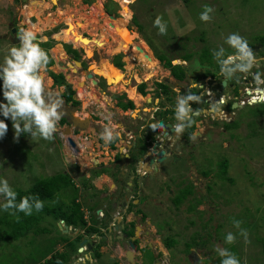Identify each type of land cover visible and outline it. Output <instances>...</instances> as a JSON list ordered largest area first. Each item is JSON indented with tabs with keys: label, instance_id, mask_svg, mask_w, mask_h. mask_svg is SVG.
Returning <instances> with one entry per match:
<instances>
[{
	"label": "rangeland",
	"instance_id": "1",
	"mask_svg": "<svg viewBox=\"0 0 264 264\" xmlns=\"http://www.w3.org/2000/svg\"><path fill=\"white\" fill-rule=\"evenodd\" d=\"M128 1L57 0L52 3L50 0H0V65L3 64L9 49L19 46L17 32L20 28L35 31L41 48H43L41 43H44L49 57L53 59L52 64L41 72L45 87L47 90L61 93L60 89L63 90V87L54 85L48 72L63 71L67 75L66 79L75 88V98L78 97L80 100L74 114L80 126H83L81 122L90 116L96 118L98 116L96 112H105L99 108L100 102L94 101L98 100V97H101V104L103 102L105 104L110 96L113 102L114 95L122 93L126 99L134 102V107L127 112L135 111V114L143 108L151 109L155 105L153 102H146L148 97L160 99L169 96L172 100L167 103L173 106L172 103L177 101L178 96L183 95L187 86H199L207 81L208 78L202 76L205 69L211 67L208 61L212 58L214 50L223 46L226 54H234L235 50L225 42L231 33H239L245 37L253 49L257 46V63L251 72L235 74L234 78L237 80L235 87L237 86L240 94L233 98L230 96L226 105H230L234 100L242 103L243 97L252 96L257 87L255 82L257 74L264 79V0H131L128 4L130 17L121 10V6ZM204 5L214 8L210 22H203L200 19ZM67 10L74 11L75 17L82 16L83 20L85 18L89 22L82 30V35L89 38L88 42L105 32L111 45L108 43L103 48L97 42L91 51L87 49L91 54L88 55L82 45L80 46L83 42L77 34L76 48L64 40H50L51 35L60 32L61 23L67 19L73 22ZM109 16H113L112 22H109ZM157 16L162 17L167 24L165 35H161L154 26ZM120 17L128 19L126 26L120 23ZM9 25L14 28L15 31L12 33L16 39L11 40ZM63 43L71 45L78 51L81 66L76 65L71 57L65 54ZM133 43H140L144 51L147 50L149 55H152L156 62L154 67L145 65L146 62L132 56L136 51L131 52ZM204 48L207 51L202 53ZM119 52H123L122 72L112 67V59ZM160 55L165 59L170 58L172 64L183 65L186 77L183 80L176 79L164 67L163 62L157 59ZM184 56L188 58L186 61L182 60ZM58 60L63 62L64 70L62 66H58ZM211 62L216 65L215 59ZM89 70H92L91 73H94L95 77L101 75L97 84L87 76ZM197 77L201 79L197 80ZM248 77L253 80L244 81V78ZM221 78L222 76H219L216 79L218 81ZM112 79L113 83H119L121 88H112L113 83L110 82ZM213 80L207 81L209 88L206 94L218 92L220 99H223L225 92H231L228 86L220 88L219 83L211 84ZM2 83L0 80V87ZM141 83L145 84L144 94L139 91ZM92 87L95 88V93L91 91ZM162 87L167 92L164 93ZM127 90L134 98L128 95ZM247 90L250 91L248 94ZM88 92H92L91 95L95 97H87ZM90 100L94 103H90ZM0 102H6L3 89L0 91ZM158 103L160 105V102ZM255 106L241 105L230 111L233 114L230 119L220 117L221 121L230 124L229 127L224 126L226 130L219 131L212 140L195 143V149L188 154L191 155V160L188 158L181 163L182 155H179L170 166H164L165 171L169 173V179L160 183L156 181L154 175L147 182L148 185L142 184L143 189L149 187L150 194L153 193L155 197H152L149 204L143 208L145 216L140 217V223L148 229L152 228L151 225L155 226V231L149 238L158 240L163 249H166L163 246L165 237H172L175 241V245L166 249L165 255L159 257L168 260L164 262L165 264H221L222 258L215 251L217 247L229 249L241 264H264L261 242L264 238V114H256ZM113 118L115 121L119 120L115 115ZM203 118L208 120L207 117ZM0 119L4 117L0 115ZM5 122L8 124V132L0 139V180L7 179L13 189H27L36 179L47 177L44 174L47 167L56 169L58 165L69 166L67 155L63 152L59 140L65 123L58 124L52 140L39 137L33 139L28 134H21L17 142L14 140L12 121L8 119ZM95 129L98 133L103 130L99 126H95ZM87 130L88 128L84 126L80 131L74 132L81 134ZM55 137H58V141ZM158 137H161L160 134ZM190 161L196 165L199 175L203 177L198 179L196 185L189 177ZM139 180L143 183L142 179ZM75 197L72 182L67 181L66 188L43 203L47 207L70 208L69 204L74 202ZM3 203V197H0V204ZM38 214L36 213V220L30 222V230L22 237L0 241V264H34L47 254L50 256L53 253L56 242L61 241L55 236L58 233L56 221L59 220L45 212ZM15 217L18 215H11L0 208V218L5 219L6 223L10 222L12 227L15 224ZM147 217L151 221L148 227L145 223ZM233 220L242 222L240 228L247 230L248 242L240 234V229L233 225ZM5 222L0 224V232L9 230L10 226ZM229 232L236 236L233 244L225 242ZM63 236L68 238L67 235ZM194 240L198 246L193 244L186 248ZM150 242L154 245L153 241ZM192 250L196 251L197 256ZM151 251L150 248L140 251L143 260H147L148 264L153 262ZM187 253H192L196 259L187 257ZM67 254L69 258L70 252ZM113 260L106 258L101 264H110Z\"/></svg>",
	"mask_w": 264,
	"mask_h": 264
},
{
	"label": "crops",
	"instance_id": "2",
	"mask_svg": "<svg viewBox=\"0 0 264 264\" xmlns=\"http://www.w3.org/2000/svg\"><path fill=\"white\" fill-rule=\"evenodd\" d=\"M69 56L72 57L70 54ZM94 78L97 81L100 80L99 77ZM61 91L62 89H60V92ZM91 91L95 93V88L92 87ZM102 92L105 93V91ZM96 95L98 96V94ZM167 97V99H169V96ZM100 98L101 97H98V100H93L95 102H100L99 105L101 106H99V108L105 112H96L98 115L96 118L89 117V127L87 126L88 130L84 132L88 133V135H85L83 132L81 134L77 133L76 135L69 134L65 126L62 127L61 131L65 133V136L62 137V135H60L59 140L62 144L63 152L67 155V163H69V166L65 165L62 167L58 165L56 169H50L47 167L45 173L43 172L45 176L59 174L60 172L67 174L76 194L74 201L80 204V210L83 212L87 223L91 226L97 227L98 230V232L85 237H88V241L92 242L90 248L87 247L86 244H81L84 236L77 244L75 243L76 250L69 251L70 258L67 264H101L106 258H113V261H117L119 264H148L147 260L142 262L140 254V251L145 248H150L152 250V264H156L155 260L159 258L160 255L164 256L166 249L162 248V244L158 240H152L151 237L149 238V236L155 231V226L151 225L150 227L152 228L148 229L144 228L140 223V217L145 216L143 208L149 204L152 197H155L153 193L150 194L149 187L143 189L142 184H147L154 175L156 181H160V183L169 179L170 176L169 173L165 171V168L160 169L163 172L162 174L151 172L153 169L150 165V160L147 159L149 154V151L147 150L146 152L144 151L145 157L143 164L141 163L143 170H139L140 175L146 173L144 176L139 177V179L143 180V183L139 180L132 181L130 179L132 175L129 171L128 155L132 142L136 141L137 143L139 135L150 138L152 134L158 135L165 130L164 128H159L153 131L149 127L150 124L152 125L163 122L165 125L166 122H171L175 126L179 123L175 118V109H173V114L169 113V109L166 108H171V106L166 102V104H161L165 106H163V109L155 111V106H159L158 102L163 103V98L152 99L151 97H148L146 102H153L155 105L151 107V109L143 108L133 115L132 111L127 112V110L130 109L123 110L118 106V103H125L128 100L124 94L118 93L114 95L115 99H113V102H111L112 98L110 96L105 104L104 102L101 104L102 101H100ZM171 100L172 99H169L168 101ZM94 101L91 102L90 100V103H94ZM174 102L176 103L177 101ZM156 112L158 113L157 115ZM113 115L119 120L115 121ZM109 116L111 121L119 126L118 130L121 135L118 140L106 145L104 141L100 139V133L95 129V126L103 128V125L109 122L105 117ZM153 117L154 121L152 120ZM177 135L178 134L175 132L169 136L172 140L171 144H174V136ZM67 136L73 138L75 142L74 150H72L67 144ZM55 140L58 141V137H55ZM174 145L177 151H181L178 144ZM180 153L181 152H178L177 154L180 155ZM146 176L148 177L146 178ZM137 183L141 184L139 189L137 188ZM150 186H153V182ZM82 192L83 195H81ZM112 203L115 204V209H111L110 204ZM62 209L68 210L69 208L63 206ZM99 212H102V215H99ZM105 222H109V225H104ZM113 223L114 225L111 227ZM122 223L128 229L129 236H132L134 231H137L135 236L138 238L136 240L138 247L137 251L132 252V256L127 254L129 248L127 245L128 239L119 238L122 235V232L120 231ZM145 223L147 224V227L150 225L151 221L149 217L146 218ZM56 224H58V233L55 236H57L56 239L59 240L62 238L61 235H67L69 241H74V237L83 232L78 228H73L71 225H67L61 220L56 221ZM64 225H67V229L64 228ZM136 227H140V229L137 230L138 228L136 229ZM130 229L132 230V234H129ZM110 237H112L111 241ZM150 241H153L154 245H152ZM97 244H99L98 252L100 254L98 259L94 256L93 251ZM81 247L82 250L79 251V248ZM66 249L65 242H56L54 251H65ZM47 257L49 256H46V258ZM137 257L140 258L137 259ZM165 259L164 257L163 259L161 258L159 264L168 262V260ZM113 261H111V263Z\"/></svg>",
	"mask_w": 264,
	"mask_h": 264
},
{
	"label": "clouds",
	"instance_id": "3",
	"mask_svg": "<svg viewBox=\"0 0 264 264\" xmlns=\"http://www.w3.org/2000/svg\"><path fill=\"white\" fill-rule=\"evenodd\" d=\"M213 12V7L204 5V11L200 13L201 21L210 22L213 18L211 15ZM154 26L158 28L161 35L167 34V24L163 21L162 17H156ZM17 37L19 39V46L11 47L8 54L4 57L3 64L0 65V80L3 82V97L4 101H6L0 102V115L4 117V119H0V139L6 136L8 124L5 120L10 119L15 133V141L18 142L21 134H28L33 139L39 137L44 140H52L58 124H63L61 118L64 117L66 119L65 116L69 115V113H67L69 112V107H64V101L67 103L68 101L61 96L63 90L59 93L47 90L45 87L41 72L47 68L50 57L48 52L41 48L37 33L31 29L22 27L18 30ZM225 42L229 47L235 50L234 54L226 55V50L223 46L213 51V57L219 64L220 73L225 77V80L232 78L237 72H251L257 63V59L247 39L239 33H231L227 36ZM65 54L69 55L66 51ZM73 59L74 58L71 57V60ZM62 63L61 61L58 62V65L64 67ZM60 72L64 74L66 79L65 73L63 71ZM94 75L93 73V76ZM66 80L68 81V79ZM68 82L71 83L70 81ZM255 82L257 87L251 97L252 103L264 102V87H260V85H264V79H261L260 75L257 74L255 76ZM73 89L75 90V88ZM75 95L76 94H74V98ZM75 99L78 100L79 98L77 97ZM200 100V96L192 94L191 92L177 97L175 118L179 123L174 126V131L177 134H182L185 128L190 126L193 122V117L200 114L199 110H194L192 107L193 102L199 103ZM69 104L75 105L71 102H69ZM210 111L219 113L221 109L219 105L214 103ZM105 119L109 122L103 125V130L99 136L107 145L118 140L121 133L118 130L119 126L111 121L110 116L105 117ZM64 123L66 128L68 123L67 121ZM149 127L155 131L157 128L163 129L166 126L163 122H159ZM74 131L71 129L68 133L76 135L77 133ZM60 135L63 137L65 133L62 132ZM67 138H71L72 140L73 138L67 136L66 141L72 150H74L75 145L71 146ZM192 139H195V137H192ZM0 197L4 199V203L0 204V208L6 212H10L11 215H15L17 212L31 215L33 210L38 212L42 210L44 206L43 201L39 198H29L27 196L22 197L19 203H17V192L9 185L7 179L0 180ZM17 219H19V217H17ZM241 223L242 222L239 220H233V225L240 229V234L244 236L245 241L248 242L247 230L240 228ZM86 236L87 235H84V237ZM235 240L236 236L233 233H227L225 237L226 243L233 244ZM215 251L222 258L221 264H241L240 260L229 249L217 247Z\"/></svg>",
	"mask_w": 264,
	"mask_h": 264
},
{
	"label": "trees",
	"instance_id": "4",
	"mask_svg": "<svg viewBox=\"0 0 264 264\" xmlns=\"http://www.w3.org/2000/svg\"><path fill=\"white\" fill-rule=\"evenodd\" d=\"M131 1V0H129ZM128 3L123 4L121 6V10L123 12H125L126 14H128V16L130 17V9L128 7ZM70 13V17L72 18L73 22H71V20L67 19L66 21H64L63 23H61L60 26V32L55 33L54 35H51L49 37L50 40L55 41V40H64V42H69L72 44L73 47L76 48V43H78V38L80 37V40L85 43L82 44L84 45L87 49H92L93 47H96L95 44H97V42H99L102 47L104 48L106 45H111V41L109 39H107L108 34H106L105 32H103L102 34L100 33V35H98L97 38H91L92 41H89L88 37H85L84 35H82V30L87 27V24L89 22H87V20L82 19V16H78L75 17V12L73 11H68ZM91 19V18H89ZM134 19V18H133ZM83 20V21H81ZM128 19L126 18H122L120 17V23L124 26H126V22ZM74 33H77L78 38L74 35ZM94 36V35H93ZM87 42V43H86ZM43 45V49H45L47 52V48L45 47L44 43H41ZM63 47L64 50L66 51V53L70 54L74 59H79L80 55L78 53V51L76 49H73L70 45H67L66 43H63ZM253 49V46H250ZM56 48L61 49L60 47L56 46ZM63 51V50H62ZM206 48L203 49V52H206ZM61 53V52H59ZM123 53V52H122ZM122 53L119 52L117 55H115L112 59L113 62V66L115 68H122L123 67V62L121 61V56ZM191 55V54H190ZM190 55H188L190 57ZM187 56V57H188ZM158 59L160 61L163 62V65L165 68L169 69L171 74L178 80H183L186 77V71L184 70V68H182L183 65L180 64H172L171 63V59L170 58H166L163 56H159ZM188 58H186L185 56L182 57V60L186 61ZM212 59H214V57L212 56L211 59H209L208 64H210V68H206L205 69V73L206 75H211V76H216V74L214 73V71H218L220 70V66L216 61V65L211 64ZM53 62V59L50 58V62L48 64L51 65ZM59 62V60H58ZM117 66V67H116ZM213 66H216V68H213ZM64 70V67H62ZM117 68V69H118ZM121 70V69H118ZM48 75L52 78L53 80V84L54 85H58V86H62L63 87V92L61 93V96L65 98L66 101L71 102L75 105H78L80 103L79 100L74 98V94H75V90L72 87V84L69 83L66 79L63 73H55L53 71H49ZM49 82V81H48ZM162 86V85H161ZM2 87H0V91ZM145 84L141 83L139 84V91L144 94L145 93ZM164 93L167 92L166 89H164L162 87ZM188 92H191L192 94L197 95V90L195 87H191L188 90L184 91V95ZM168 95V94H167ZM170 99V97H169ZM263 103V104H260ZM254 105V104H253ZM255 107H256V114L261 115L264 114V102H258L255 103ZM262 105V106H261ZM118 106L121 107L123 110L126 109H130L134 107V104L131 100H127L125 103H118ZM261 106V107H260ZM86 120V119H85ZM85 120H83L81 122V124H83V126H88V123L84 122ZM229 123L225 124V127H229ZM189 131H192L193 129V124L190 125L189 127ZM67 181L71 182L70 178L67 176V174H64L62 172H60L59 174H54L51 176H47V177H43L41 179H36V181L27 189H13L14 191L17 192V203H19L20 199L22 197H29V198H39L40 200H42L43 202L47 199H50L55 193L60 192L63 188H66L67 186ZM44 204V203H43ZM33 210L31 215H25L22 212H17L16 214L18 215L19 219L16 218L15 220V224L13 225V227L11 226L10 222H5V219L0 218V224H3L5 222V224H7V226H10L9 230H6L4 232H0V241H8V240H16L20 237H22V235L30 230V222L36 220V213L38 214L39 212H45L48 215H51L54 219L56 220H60L62 219L67 225H71L73 228H78L79 230H82V233H79L78 235H76V237H74V241H69V238H65L63 235L61 238V241L65 242L66 245V250L67 251H55L53 253H51V255L49 257L46 258V256H44L43 258L39 259L38 262L34 263V264H67L69 261V254H67L69 251H75L76 250V246L75 243L77 244L84 235H91L93 233L98 232L97 227L91 226L87 223L86 219L84 218V214L83 212L80 210V204L77 202H73L72 204H70V208L68 210H63L62 208L58 207V208H54V207H47L43 206V209L40 211H35ZM39 215V214H38ZM129 234H132V230H129ZM262 251H263V256H264V238L262 239ZM164 247L166 249H170L173 245H175V241L174 239H172V237H165L164 241H163ZM193 244L196 246H198L196 240H194L190 245H188L186 248H190L191 246H193ZM98 247L99 244H97L95 246V249H93L94 251V256L98 259L100 257V254L98 252ZM110 264H119L117 261H113Z\"/></svg>",
	"mask_w": 264,
	"mask_h": 264
},
{
	"label": "flooded vegetation",
	"instance_id": "5",
	"mask_svg": "<svg viewBox=\"0 0 264 264\" xmlns=\"http://www.w3.org/2000/svg\"><path fill=\"white\" fill-rule=\"evenodd\" d=\"M12 29H14V28H11V26H10L9 32H10L11 40L16 39V36H14V34L12 33ZM76 34L77 33H74V35H76ZM4 35L5 36H7V35L9 36V34H4ZM256 47L257 46H255L254 49H253L255 57H256ZM88 50L91 51L92 49H88ZM87 51H86V54H88ZM90 51H89L88 55H91ZM115 55H117V54H115ZM226 55H228V53ZM150 56L152 57V55H150ZM152 60L154 61V65H155L156 64L155 59H152ZM113 68L116 69L115 67H113ZM117 71H119V70L117 69ZM89 72H92V70H89ZM259 72H262V71H259ZM214 73L216 74L215 77L211 76V75L207 76L205 71H204V74H203L202 77L208 78L207 81H210V80L214 79L213 82H210V83L211 84L219 83L220 88H224V87L228 86L229 89H231V92H229V93L225 92V94H224L225 97L223 99H220V94L218 92H211L210 94H206V90L209 88V85H208L209 83H207V81L202 83V84H200L199 86H194L196 88V90H197V95L201 97V100H200L199 103H194L193 102L192 103V107H193L194 110H199L200 114L193 117V122L191 123V125L193 124L192 131H189V128H188L189 126H188V127L185 128V130H184V132L182 134H178L177 136H174V144H176V145L178 144L179 145L178 147L181 148V151H178V152H181L180 155H182L181 163L184 162L185 160L187 161L188 158L191 160V157H190L191 155H188V154L191 153L195 149V143H197V142H199V143L200 142H206L207 140H212L214 138V135H216L219 131H221V130L225 131L226 130L224 128V126L226 124V121H221L220 117L223 116V117H225L224 119H230L231 117H233V114L230 112V111L234 110L233 107H232L233 103H238L240 105H247V104H249L247 102V100H249L252 97V96L246 97V98L243 97L242 98L243 99L242 103H240L237 100H234V101H232L230 103V105L227 106L226 104H227L228 99H229L230 96H232V98H233L235 96H239V94H240V91L238 90L237 86L235 87V85L237 83V80H235L236 78H234L235 77V75H234L232 78L226 80L225 86H222L221 82H222V80L225 79V77L223 75H221L220 70H218V71L215 70ZM237 73H239V72H237ZM99 76H101V75L99 74ZM219 76L220 77L222 76V78L217 81L216 78H218ZM248 78H250V79H248ZM248 78H244V81H249L251 79L253 80V78H251V77H248ZM199 79H201V77H199ZM199 79L197 77V80H199ZM110 82L113 83V79L110 80ZM251 83H252V81H251ZM114 87H116L117 89L121 88L119 83H117V84L113 83L112 88H114ZM189 88H191V87L187 86L184 89V91L188 90ZM249 92L250 91L247 90L246 93L248 94ZM127 93H128L129 96L132 95V93L130 94L129 90H127ZM91 94H92V92H88L86 94V96L89 97V98H94L95 96H93ZM131 98H134V96H131ZM214 103L219 105V107L221 109V111L219 113H213V112L210 111V109H211V107H212V105ZM174 104H176V103L173 102V105ZM252 104H255V103H252ZM163 106L164 105H161V102H160V105L158 107L155 106V108H156L155 111H159V110L163 109ZM236 108H238V107H236ZM166 109H169V111H171L170 113L173 114L174 113L173 109H175V106H173V107L171 106V108L169 107V108H166ZM205 109L207 110V112H205ZM132 114L135 115V111L132 112ZM227 114H229V115H227ZM156 115H157V112H156ZM203 117H207L208 120H205V118H203ZM153 119H154V117H153ZM61 121L64 124V122H66V119L64 117H62ZM230 121H232V120H229V122ZM221 126H222V128H221ZM172 133L174 134L175 132H172ZM203 133H204V135H203ZM192 137H195V139H192ZM178 158H179V154H177V158H175V159H178ZM188 166H189L188 170H190L188 172L189 173V177H190V179H192V182H194L193 184H195L198 181V179L200 180L203 177L199 175L200 172L197 170L196 165L193 164L192 161H190L188 163ZM193 169L195 170V174L196 175L194 174V170ZM203 174H204V172H203ZM200 177H202V178H200ZM126 238H124V239H126ZM187 257H191L193 260L196 259L195 256H192V253L188 254ZM192 262H194V261H192Z\"/></svg>",
	"mask_w": 264,
	"mask_h": 264
},
{
	"label": "water",
	"instance_id": "6",
	"mask_svg": "<svg viewBox=\"0 0 264 264\" xmlns=\"http://www.w3.org/2000/svg\"><path fill=\"white\" fill-rule=\"evenodd\" d=\"M15 30L12 29V32H14ZM18 39V37H17ZM19 40V39H18ZM137 50L142 51V48L140 46H136ZM257 50V47H256ZM73 62H75V64H78L79 66H81V62L79 60L73 59ZM87 75L92 78V82L97 84V80L94 78L93 74L91 72H87ZM106 81V80H105ZM226 84V80H222L221 85L225 86ZM64 101V100H63ZM247 102L249 104H252V98H250L249 100H247ZM258 103V102H256ZM64 105L69 107V115H66V121L68 123L67 125V130L68 132L74 131L75 129L77 130H81L84 126H80L79 125V121H77L74 117L75 114V110H77V106L75 105H69L67 102L64 101ZM241 106L238 103H233L232 107H239ZM205 112H207V110L205 109ZM229 115V114H227ZM87 123L89 122V118H87L84 122ZM165 130L163 132H160V136L158 137V135L156 134H152V136L150 138L145 137L143 135H139L138 140H139V144H138V140L137 143L136 141L132 142V146L131 149L129 151V155H128V166H129V171L132 175V177L130 178L132 181H138L140 176H144L146 173H143L142 175H140L139 170H143L142 169V164H143V160L145 157L144 151L146 152L147 150L149 151L148 154V160H150V165L152 167V171L151 172H155V173H159L162 174L163 172L160 170L161 168H164V166H169L171 165L173 162H175L177 159V153L178 151L175 148L174 144H171L172 140L169 136H171L172 132H174V125L171 122H166L165 123ZM69 144L71 146H74L75 143L71 138H67ZM142 163V164H141ZM150 172V171H149ZM147 172V173H149ZM140 181V180H139ZM141 182V181H140ZM142 183V182H141ZM140 183H137V188L139 189L140 187ZM111 209H115L116 206L114 203L110 204ZM104 225H109V222H105ZM114 225V223L111 225V227ZM64 228L67 229V225H64ZM138 228V229H137ZM137 230L140 229V227H136ZM128 229L125 227V225L122 223V225L120 226V231L122 232V235L119 237L120 239H123L125 237H127L126 239H128V250H127V254L132 256V252L133 251H137V243L136 240L138 239L135 235L137 234V231H134V234L132 236H128ZM89 238H83L81 244H86L87 247L90 248V245L92 244V242L88 241ZM112 240V237H110V241ZM82 248H79V251H81ZM192 253L196 254L195 250H192ZM197 256V254H196ZM141 258L142 261L143 257L141 254ZM156 264H159L160 259L157 258L156 260Z\"/></svg>",
	"mask_w": 264,
	"mask_h": 264
},
{
	"label": "bare ground",
	"instance_id": "7",
	"mask_svg": "<svg viewBox=\"0 0 264 264\" xmlns=\"http://www.w3.org/2000/svg\"><path fill=\"white\" fill-rule=\"evenodd\" d=\"M43 1V0H42ZM51 1H53L52 3H54V2H56L57 0H51ZM50 1V2H51ZM100 4V8H101V4H102V2H100L99 3ZM67 12H68V10H67ZM69 13V12H68ZM70 14V13H69ZM109 18V22H112L113 21V16H109L108 17ZM123 36H125V34H123ZM84 44V43H83ZM82 44H80V46H81ZM133 48L131 49V52L133 51V50H136L135 51V53H133V55L132 56H136V59H137V57L141 60V61H143L144 63H145V65H148V66H151V67H153V66H155L154 65V61L152 60V59H154V58H152L150 55H149V53L147 52V50L146 51H144V47L140 44V43H137V44H135V43H133ZM136 46H140L141 48H142V51H139V50H137V48H136ZM82 48L84 47L85 49L84 50H86L87 51V49H86V47L84 46V45H82L81 46ZM145 48H147V47H145ZM85 51V52H86ZM87 53H89V51H87ZM118 54V53H117ZM76 65H78V64H76ZM113 66V65H112ZM114 67V66H113ZM117 69V68H116ZM120 72H122L121 70H119ZM78 90V89H77ZM163 100V102L164 103H166L169 99H167V98H163L162 99ZM76 117V116H75Z\"/></svg>",
	"mask_w": 264,
	"mask_h": 264
},
{
	"label": "built area",
	"instance_id": "8",
	"mask_svg": "<svg viewBox=\"0 0 264 264\" xmlns=\"http://www.w3.org/2000/svg\"><path fill=\"white\" fill-rule=\"evenodd\" d=\"M99 215H102V212H99Z\"/></svg>",
	"mask_w": 264,
	"mask_h": 264
}]
</instances>
